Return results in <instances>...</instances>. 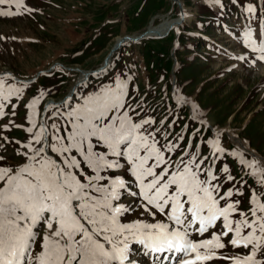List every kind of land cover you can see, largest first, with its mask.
Wrapping results in <instances>:
<instances>
[{
    "label": "snow or ice",
    "instance_id": "obj_1",
    "mask_svg": "<svg viewBox=\"0 0 264 264\" xmlns=\"http://www.w3.org/2000/svg\"><path fill=\"white\" fill-rule=\"evenodd\" d=\"M23 5L24 0H0V6H7L0 7V16L32 11ZM247 11L254 13L255 8ZM245 44L264 61V40L257 44L251 28L245 32ZM4 79L0 76V118L6 115L7 102L23 92L6 87ZM43 95L26 105L30 126L15 125L29 134L25 142L17 141L23 151L15 154L23 163L0 165V264H141L134 256L148 257L151 264H197L214 258L264 264L257 259L264 249V202L251 189V207L244 212L240 201L230 199L243 195L235 185L220 194L214 166L226 149L218 138L206 141L210 157L197 144L194 151L191 145L180 149L173 159L183 136L169 140L170 133L154 127L153 118L137 119L140 113L127 102V82L119 79L114 87H102L74 106L65 103L64 110L58 108L38 125L35 109ZM57 117L63 123L57 124ZM230 154L264 186V161L248 160L243 151ZM5 159L0 155V161ZM221 172L227 173L225 182L235 180L227 165ZM126 174L137 190L129 192ZM124 192L142 200L141 211L154 220L122 223L121 217L131 210L120 202ZM237 214L240 219L234 220ZM218 226L219 232L211 231ZM210 231V238H196ZM229 234L228 243L249 249L246 255H217Z\"/></svg>",
    "mask_w": 264,
    "mask_h": 264
},
{
    "label": "rangeland",
    "instance_id": "obj_2",
    "mask_svg": "<svg viewBox=\"0 0 264 264\" xmlns=\"http://www.w3.org/2000/svg\"><path fill=\"white\" fill-rule=\"evenodd\" d=\"M249 6L255 8L254 13L247 11ZM23 7L32 11L22 9L21 15L0 16V76L5 77L6 87L23 89L19 99L13 96L7 102L6 115L0 118V155L6 156L0 165L15 167L23 163V157L15 153L17 149L23 151L21 143L29 134L15 125L30 126L26 105L33 98L44 93L35 109L39 125L45 102L52 100L49 105L53 107H47L44 119L52 117L58 108L64 110L65 103L74 106L102 87H114L119 79L127 82V102L140 113L137 119L153 118L154 127L170 133L169 140L183 136L173 159L181 154L180 149L191 145L194 151L197 144L202 154L210 157L206 141L218 138L226 149L214 166L222 184L220 194L235 185L243 195L234 194L230 199L240 201L239 209L244 212L251 207V189L261 194L264 202V186L258 185L248 174L250 170L230 154L243 151L248 160L264 161V61L257 60L258 53L245 44L249 28L257 44L264 40V0H220L219 4L213 0H24ZM155 18L156 25L165 19L172 27L162 35L124 42L115 50L105 72L84 76L71 101L57 103L71 92L85 71L100 69L117 37L142 33ZM189 107L210 127L192 118ZM52 122L48 119L49 124ZM55 122L63 123L58 117ZM211 128L228 131L213 132ZM240 142L256 156L243 149ZM224 165L234 181L225 182L227 173L221 172ZM124 178L129 192L137 190L129 174ZM120 202L131 209L121 220H154L141 210L136 213L143 204L138 197L124 192ZM233 219L240 217L237 214ZM220 230L218 226L211 231ZM211 231L196 238H210ZM43 235L41 228L40 237ZM230 239L231 234L223 238L226 247L216 250L218 256L248 253L249 249L232 247ZM40 242L37 239L35 252L41 250ZM132 259L151 264L148 257ZM257 259H264V249ZM197 264L232 261L214 258Z\"/></svg>",
    "mask_w": 264,
    "mask_h": 264
},
{
    "label": "bare ground",
    "instance_id": "obj_3",
    "mask_svg": "<svg viewBox=\"0 0 264 264\" xmlns=\"http://www.w3.org/2000/svg\"><path fill=\"white\" fill-rule=\"evenodd\" d=\"M157 18H155L154 20H152V22L150 23V25L148 26V28L146 29V31H147V33H148V35H146V37H148V36H158V35H162V34H164L168 29H170V27H172V23L170 22V21H166L165 19L164 20H161V24H159V25H156L155 23H154V21L156 20ZM156 22V21H155ZM141 33H139V34H136V35H133V36H129V37H131V38H133V37H136V36H138V35H140ZM139 39H136L135 41H138ZM126 41H130V42H135L134 40H131V39H124L123 37H117L116 39H115V41H114V45H117V44H119V46H117V48L118 47H120L124 42H126ZM113 45V46H114ZM110 52H111V50H110ZM109 52V53H110ZM112 55H113V53H112ZM112 55H110V58H109V61H108V63H107V66L105 67L104 66V63L101 65V67H100V69H98L97 71H99V72H105L107 69H108V67H109V63H110V60H111V57H112ZM84 76H87L85 73L84 74H82L81 76H80V78L77 80V82H76V84L74 85V88H72V90H71V93H72V95L76 92V90H77V87H78V85L84 80ZM87 78V77H86ZM176 100H177V98H175ZM178 102V101H177ZM184 102V101H183ZM185 103V102H184ZM193 112V116H195L194 115V111H192ZM224 129H226V128H224ZM221 129H217V131H220ZM227 131H228V129H226ZM240 146L243 148V149H245V150H247L248 152H252L250 149H248L247 147H245L244 145H242V143L240 142ZM253 153V152H252ZM260 158V157H259ZM141 209H137V211H136V213L138 212V211H140ZM135 213V214H136ZM140 213V212H139ZM132 217H126V218H124V219H122L121 220V222L122 223H130V221L132 222ZM158 219H160V218H158ZM141 257V256H140Z\"/></svg>",
    "mask_w": 264,
    "mask_h": 264
},
{
    "label": "water",
    "instance_id": "obj_4",
    "mask_svg": "<svg viewBox=\"0 0 264 264\" xmlns=\"http://www.w3.org/2000/svg\"><path fill=\"white\" fill-rule=\"evenodd\" d=\"M146 35H148V33H147V31L145 30L144 32H142L140 35H138V36H136V37L131 38V37H129V36H124L123 38H124V39L136 40V39L141 38V37H144V36H146ZM117 46H119V44L114 45V46L112 47V49H111V52L106 56V58H105V60H104V66H107V63H108V61H109V57H110V55L113 53V51L117 48ZM173 69H174V67H173ZM86 73H89V71L86 72ZM70 96H71V93H68V94L65 96V98L63 99V101L67 100ZM223 130L226 131V129H223Z\"/></svg>",
    "mask_w": 264,
    "mask_h": 264
},
{
    "label": "trees",
    "instance_id": "obj_5",
    "mask_svg": "<svg viewBox=\"0 0 264 264\" xmlns=\"http://www.w3.org/2000/svg\"><path fill=\"white\" fill-rule=\"evenodd\" d=\"M208 22H212V20H208Z\"/></svg>",
    "mask_w": 264,
    "mask_h": 264
}]
</instances>
